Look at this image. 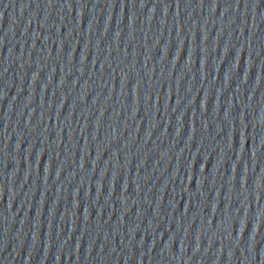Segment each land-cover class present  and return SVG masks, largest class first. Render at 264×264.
Wrapping results in <instances>:
<instances>
[{
    "label": "water",
    "instance_id": "obj_1",
    "mask_svg": "<svg viewBox=\"0 0 264 264\" xmlns=\"http://www.w3.org/2000/svg\"><path fill=\"white\" fill-rule=\"evenodd\" d=\"M0 264H264V0H0Z\"/></svg>",
    "mask_w": 264,
    "mask_h": 264
}]
</instances>
